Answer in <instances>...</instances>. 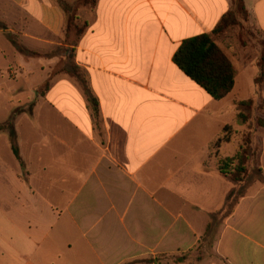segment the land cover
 <instances>
[{"label": "crops", "instance_id": "0c3cea01", "mask_svg": "<svg viewBox=\"0 0 264 264\" xmlns=\"http://www.w3.org/2000/svg\"><path fill=\"white\" fill-rule=\"evenodd\" d=\"M61 1L77 0H0V124L8 97L36 101L14 123L22 165L0 134V264H264V186L223 175L241 151L216 144L242 102L264 111L259 52L215 39L236 71L222 100L174 62L234 0H97L75 13L77 45ZM243 1L264 34V0ZM250 149L264 175V136Z\"/></svg>", "mask_w": 264, "mask_h": 264}, {"label": "trees", "instance_id": "16d2710c", "mask_svg": "<svg viewBox=\"0 0 264 264\" xmlns=\"http://www.w3.org/2000/svg\"><path fill=\"white\" fill-rule=\"evenodd\" d=\"M96 4L97 0H77L74 3H69L67 1L60 2V6L63 8L68 18L66 31L67 37L68 33L72 31L75 37V45H77L85 30V26L77 23V16L75 13L86 5L94 7ZM240 14L245 18V20L249 18L244 1L234 0V10L222 18L221 22L211 34H203L185 40L174 56L175 64L195 83L205 89L215 100H222L233 91L236 77V71L232 63L219 48L215 39L220 37L225 32L238 26V17ZM78 25H80V27ZM260 46L261 56L258 63L259 73L255 79V83L258 87L262 88L264 86V39L260 42ZM18 49L21 53H30L24 48L20 47ZM49 87L50 83L47 81L45 84V92L49 90ZM91 100L94 104L95 99L91 98ZM252 103L253 100L251 99L249 101L242 102L240 105L241 107L251 106ZM95 110L97 111V107H95ZM13 117L7 122L0 124V134H8L13 154L22 165V159L18 146V137L14 126ZM238 118L242 122H245L248 119V117L243 112L238 115ZM257 126L264 129V119L259 118L257 120ZM230 129V127H226L223 130L221 138L216 143L217 145L221 143L223 139L228 137L227 134L229 133ZM237 160H239V162L243 160L242 151L239 155H237ZM232 161L233 160H222L220 164V171L231 181L237 183L242 181L241 174L244 173L246 169L244 166H241L238 168L237 174L231 173L229 166L231 163H233ZM231 200L232 194H230L228 197L227 206L232 205ZM231 209L232 208H230V210Z\"/></svg>", "mask_w": 264, "mask_h": 264}, {"label": "rangeland", "instance_id": "374dc122", "mask_svg": "<svg viewBox=\"0 0 264 264\" xmlns=\"http://www.w3.org/2000/svg\"><path fill=\"white\" fill-rule=\"evenodd\" d=\"M239 25L234 27L233 29L225 32L217 39L223 44L230 47L236 46H243L246 49V52H249L250 55L255 56L257 52H259V61L261 56V46L260 42L264 39V35L261 31L255 27V25L251 22L250 18L245 20V18L240 14L238 17ZM80 27V25H78ZM31 54V53H29ZM33 55H28L26 58H31ZM24 71L22 67H12L7 71V77L13 81L17 82L18 77L24 74ZM45 84L43 87L39 89L37 92L38 99L41 95H45ZM248 98L249 94L245 90L244 94L241 98ZM32 98V95H12L11 97H8L9 101L12 102V106L15 108H18L16 110L13 109L11 113V117L14 119V123L16 118L21 113H32L33 107L36 103L34 100L29 101V99ZM19 101L23 102L22 105L18 104ZM255 104V105H254ZM263 106L261 105V101L256 103H252L251 106H244L241 107L242 112L248 117L247 121L244 122L243 125H236L235 128H233L232 131H230L227 136L230 137L231 140H235L232 144L235 147V150L238 152L239 150L242 151L243 160L239 163V160H236V169L235 173L237 174V170L239 167L244 166L247 163V160L245 159L244 152H249L250 149V141L251 139H255L257 137L264 136V129L257 126V120L259 118L264 119V111ZM2 115L5 114L4 111H1ZM8 135V134H7ZM257 152H260V145H258V148L256 149ZM260 154V153H259ZM258 156V155H257ZM259 160L258 157L252 159V164H248V167H250V173L247 170V164H246V171L241 174L242 181H239L240 183H243L246 185H252L254 187L264 186V175L259 170ZM235 163V162H234ZM237 182V185L238 183Z\"/></svg>", "mask_w": 264, "mask_h": 264}]
</instances>
